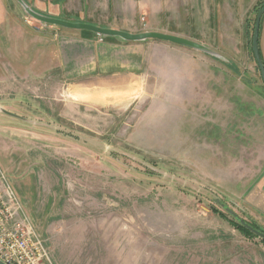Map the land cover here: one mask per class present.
I'll return each mask as SVG.
<instances>
[{
	"label": "rangeland",
	"instance_id": "obj_1",
	"mask_svg": "<svg viewBox=\"0 0 264 264\" xmlns=\"http://www.w3.org/2000/svg\"><path fill=\"white\" fill-rule=\"evenodd\" d=\"M215 4L199 25L138 12L121 30L186 33L227 59L201 61L217 76L194 98L160 77L157 57L108 78L57 65L71 31L0 0V108L21 118L0 113V190L52 264H264L262 239L216 203L264 232V88L251 52L264 0ZM259 41L264 65V16Z\"/></svg>",
	"mask_w": 264,
	"mask_h": 264
},
{
	"label": "crops",
	"instance_id": "obj_2",
	"mask_svg": "<svg viewBox=\"0 0 264 264\" xmlns=\"http://www.w3.org/2000/svg\"><path fill=\"white\" fill-rule=\"evenodd\" d=\"M43 11L37 13L68 22L86 23L107 28L112 23L118 30H130V24L138 12H144L149 18L167 16L176 23L192 22L199 25L209 22L210 9L217 6V0H40ZM209 9L206 10L205 8ZM36 12V11H35ZM105 24V25H104ZM158 29V28H156ZM160 30V29H159ZM70 31V30H69ZM72 42H65V48L59 46L55 61L59 66H77L102 78L133 75L144 64L157 57L166 68L160 77L167 79L171 87L179 94H211L203 83L216 81V64L205 61L212 59L193 50L165 42L160 44L123 43L116 39L100 40L96 35L71 31L61 34ZM182 38H193L181 33ZM260 42V41H259ZM74 43V44H73ZM76 43V44H75ZM163 43V44H162ZM71 47H70V46ZM69 46V48H68ZM204 57V58H203ZM70 58V59H69ZM206 69H202V65ZM69 65V66H67ZM212 71V72H211ZM213 97L202 99L204 102L216 100Z\"/></svg>",
	"mask_w": 264,
	"mask_h": 264
},
{
	"label": "water",
	"instance_id": "obj_3",
	"mask_svg": "<svg viewBox=\"0 0 264 264\" xmlns=\"http://www.w3.org/2000/svg\"><path fill=\"white\" fill-rule=\"evenodd\" d=\"M15 2L18 4V6L21 8L23 13L41 23L50 27L60 28L64 30H70V31H77V32H88L91 34H94L98 37L102 38H109V39H116L123 43H145L148 41H159V42H165L172 45L184 47L190 50H193L199 54H203L205 56H208L214 60L227 63V59H225L223 56H221L219 53L215 52L214 50L204 46L203 44L191 41L186 38H182L176 35L161 33V32H143V33H129L121 30H116L112 28H105L95 25H90L86 23H78V22H68L56 18L47 17L44 15H41L37 12H35L32 8H30L23 0H15ZM255 23L253 28V35H252V41H251V52L253 55V58L255 60V63L257 65V69L259 70L261 82L264 88V65L262 63L260 53H259V28H260V21L261 18L264 16V6L259 10L257 15H255ZM0 113L15 118V119H21L20 117L0 108ZM219 204V206L228 214L233 217L235 220V223L246 229L248 232L253 234L254 236L258 237L259 239H262L264 241V233L260 232V230H256L253 227H251L248 223L244 222L243 220H240L231 210L226 208L223 204ZM0 264H3L0 262Z\"/></svg>",
	"mask_w": 264,
	"mask_h": 264
},
{
	"label": "built area",
	"instance_id": "obj_4",
	"mask_svg": "<svg viewBox=\"0 0 264 264\" xmlns=\"http://www.w3.org/2000/svg\"><path fill=\"white\" fill-rule=\"evenodd\" d=\"M0 262L52 264L43 240L31 226L14 194L7 188L5 191L0 190Z\"/></svg>",
	"mask_w": 264,
	"mask_h": 264
},
{
	"label": "trees",
	"instance_id": "obj_5",
	"mask_svg": "<svg viewBox=\"0 0 264 264\" xmlns=\"http://www.w3.org/2000/svg\"><path fill=\"white\" fill-rule=\"evenodd\" d=\"M254 28V27H253ZM252 28V29H253ZM85 33H88V32H85ZM88 34H90V35H94V34H91V33H88ZM105 39H109V38H103V40H105ZM260 53V52H259ZM261 57V56H260ZM236 225V227H237V229H239L240 231H242L243 233H245V234H247V235H250V236H254L253 234H251L250 232H248L246 229H244L243 227H241L240 225H238L237 223L235 224ZM251 227H253L254 229H256V230H260V229H257L254 225H251V224H249ZM260 232H262V231H260ZM264 233V232H263ZM254 237H256V236H254ZM262 242H264L263 240H261Z\"/></svg>",
	"mask_w": 264,
	"mask_h": 264
}]
</instances>
